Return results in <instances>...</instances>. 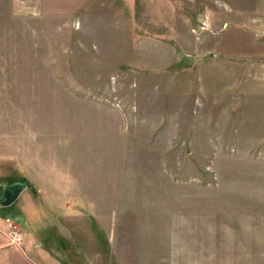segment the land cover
<instances>
[{
	"label": "rangeland",
	"instance_id": "1",
	"mask_svg": "<svg viewBox=\"0 0 264 264\" xmlns=\"http://www.w3.org/2000/svg\"><path fill=\"white\" fill-rule=\"evenodd\" d=\"M120 4L15 24L0 182L28 188L0 236L54 264H264L263 44L234 23L153 36Z\"/></svg>",
	"mask_w": 264,
	"mask_h": 264
},
{
	"label": "crops",
	"instance_id": "2",
	"mask_svg": "<svg viewBox=\"0 0 264 264\" xmlns=\"http://www.w3.org/2000/svg\"><path fill=\"white\" fill-rule=\"evenodd\" d=\"M90 2L91 0H64V5L78 6L80 11L86 12ZM120 2V5L127 9L131 20L139 23L144 32L153 36L172 37V33L187 27L186 24L202 31L207 29L223 31L227 23H234L239 26L240 31L253 32L264 47V0H120ZM55 6L56 0H0V70L18 69L17 64L9 62V58L4 57L17 56L19 53L18 31L15 24L23 23L26 17L48 14L49 8ZM68 12L72 14V10ZM12 39H16V43L9 41ZM261 64H264V60ZM8 163L0 162V170ZM16 181L24 180L2 179L0 187L4 182ZM24 191L14 203L21 199ZM4 240L6 238L0 236V264L55 263L54 257L33 241L32 233L25 238L24 251Z\"/></svg>",
	"mask_w": 264,
	"mask_h": 264
},
{
	"label": "water",
	"instance_id": "3",
	"mask_svg": "<svg viewBox=\"0 0 264 264\" xmlns=\"http://www.w3.org/2000/svg\"><path fill=\"white\" fill-rule=\"evenodd\" d=\"M2 194L0 195V205L3 207L12 205L26 189L25 181H16L13 183H2Z\"/></svg>",
	"mask_w": 264,
	"mask_h": 264
},
{
	"label": "built area",
	"instance_id": "4",
	"mask_svg": "<svg viewBox=\"0 0 264 264\" xmlns=\"http://www.w3.org/2000/svg\"><path fill=\"white\" fill-rule=\"evenodd\" d=\"M16 228L17 226L16 227L13 226V228H11L12 231H10V235L13 237L12 239L13 242L20 244L22 233L20 230H17Z\"/></svg>",
	"mask_w": 264,
	"mask_h": 264
}]
</instances>
